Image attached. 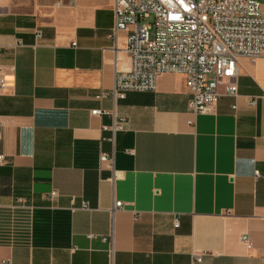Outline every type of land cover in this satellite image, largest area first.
<instances>
[{
  "label": "crops",
  "instance_id": "0c3cea01",
  "mask_svg": "<svg viewBox=\"0 0 264 264\" xmlns=\"http://www.w3.org/2000/svg\"><path fill=\"white\" fill-rule=\"evenodd\" d=\"M113 4L0 0V264H263L264 54L209 115L179 75L115 101Z\"/></svg>",
  "mask_w": 264,
  "mask_h": 264
},
{
  "label": "built area",
  "instance_id": "2783aa9c",
  "mask_svg": "<svg viewBox=\"0 0 264 264\" xmlns=\"http://www.w3.org/2000/svg\"><path fill=\"white\" fill-rule=\"evenodd\" d=\"M113 14L111 37L126 34L131 63L127 72L116 75L112 92L115 101L129 93L155 92L161 76L179 75L185 79L190 95V114L194 118L209 115L216 110L225 82V95L238 97L232 81L239 60L256 62L264 54L261 0H114ZM36 38L40 40L41 33ZM5 74L0 66V92L7 89ZM104 97L102 94L98 99ZM104 115L109 114L91 112L93 117ZM112 116L113 132L123 131L125 121L114 113ZM189 125L194 126V122ZM2 162L0 156V166ZM100 162L112 163L113 158L103 155ZM56 197L53 192L49 200ZM123 207L121 202L115 204V209ZM241 241L250 248L247 237ZM192 264H203V255L193 253Z\"/></svg>",
  "mask_w": 264,
  "mask_h": 264
},
{
  "label": "rangeland",
  "instance_id": "374dc122",
  "mask_svg": "<svg viewBox=\"0 0 264 264\" xmlns=\"http://www.w3.org/2000/svg\"><path fill=\"white\" fill-rule=\"evenodd\" d=\"M261 5H262L263 8H264V0H261Z\"/></svg>",
  "mask_w": 264,
  "mask_h": 264
}]
</instances>
